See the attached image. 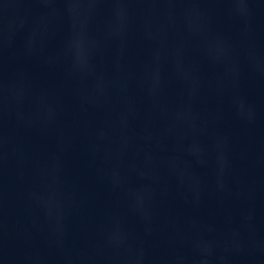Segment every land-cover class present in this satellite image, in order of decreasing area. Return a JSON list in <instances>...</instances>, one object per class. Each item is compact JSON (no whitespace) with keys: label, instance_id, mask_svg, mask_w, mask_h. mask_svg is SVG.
Returning <instances> with one entry per match:
<instances>
[{"label":"water","instance_id":"1","mask_svg":"<svg viewBox=\"0 0 264 264\" xmlns=\"http://www.w3.org/2000/svg\"><path fill=\"white\" fill-rule=\"evenodd\" d=\"M0 264H264V0H0Z\"/></svg>","mask_w":264,"mask_h":264}]
</instances>
